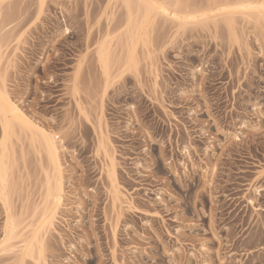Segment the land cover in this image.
Segmentation results:
<instances>
[{"label":"rangeland","instance_id":"374dc122","mask_svg":"<svg viewBox=\"0 0 264 264\" xmlns=\"http://www.w3.org/2000/svg\"><path fill=\"white\" fill-rule=\"evenodd\" d=\"M42 3L0 4V85L31 122L7 140L0 264H264L260 11L186 22L146 0ZM45 137L62 196L40 227Z\"/></svg>","mask_w":264,"mask_h":264},{"label":"bare ground","instance_id":"6f19581e","mask_svg":"<svg viewBox=\"0 0 264 264\" xmlns=\"http://www.w3.org/2000/svg\"><path fill=\"white\" fill-rule=\"evenodd\" d=\"M148 1V5L147 3L145 5H147L145 7V9H151L149 7H153L154 9L157 10L158 13H161L162 15L165 14L167 15V17L172 16L174 19H178L180 21V19H187L186 22L188 20H192L193 18L197 19V17H201V16H207L209 13H213L215 11H234L235 9H239V11L241 10H249V11H256V10H251V9H243V8H239V5H243V4H248V3H259V0H237L234 3L230 2L228 4H222L221 3L217 6V7H211L208 10H201L202 12H188L185 9L183 10H179L178 8H174V3L171 4V2H166L165 0L162 2H156V1H151V0H146ZM211 1V0H210ZM209 3V2H208ZM213 3V2H212ZM209 4L210 6H215V2L213 4ZM217 4V3H216ZM150 5V6H149ZM159 5V6H157ZM208 6V4H207ZM161 8L163 10H161ZM227 9V10H224ZM153 10V9H151ZM150 10V11H151ZM147 11V10H146ZM149 11V10H148ZM147 11V12H148ZM155 11V10H154ZM259 11V10H258ZM164 15V16H165ZM171 17V18H172ZM193 19V20H195ZM192 20V21H193ZM183 21V20H182ZM185 21H183L182 23H184ZM14 121H20L22 123L25 124H30L31 122L26 119V117L24 116L23 112L19 109V107L12 102L9 97L7 96L3 85H0V122H1V129H2V137L0 139V200L3 201V203L7 204V192L5 191V186H6V170L5 169V157H6V153H7V140L9 139L8 136L10 134V132L13 130L12 126H13V122ZM44 132H42V136ZM46 140H48V142H46V146H47V156H48V162H50V164H52L53 166V172L55 173L54 179H55V183L51 186L48 187L47 193H46V202L49 205V214H47V212H44L42 219L40 221V227H43L46 223H49L51 217L53 216V214L55 213V210L57 208V205L59 204L60 200H61V186H60V164H59V158L56 152L55 147H53L51 145V142H49V139H47V137H45ZM43 138V139H45ZM54 175V174H53ZM52 206V207H51ZM51 207V208H50ZM47 214V215H46ZM49 217V218H48ZM47 226V225H46ZM5 231L7 234V239H11L15 236V229H16V224L14 223V221L9 217L8 220L6 221L5 224ZM42 229V228H41ZM40 229V230H41ZM40 238H39V231H35L32 235L31 240L27 243L26 247L24 248V255H31L32 253V249L34 246V243L39 244V246H41L42 243H40ZM41 248V247H40Z\"/></svg>","mask_w":264,"mask_h":264},{"label":"snow or ice","instance_id":"6c2138e0","mask_svg":"<svg viewBox=\"0 0 264 264\" xmlns=\"http://www.w3.org/2000/svg\"><path fill=\"white\" fill-rule=\"evenodd\" d=\"M2 3H3V0H0V4ZM41 7H43L42 0H41ZM238 7L243 8V9L259 10L261 13V16L264 17V0H259V3H248V4L239 5ZM161 10L163 9L161 8ZM224 10H227V9H224ZM43 254H44L43 248H41V256H43Z\"/></svg>","mask_w":264,"mask_h":264}]
</instances>
